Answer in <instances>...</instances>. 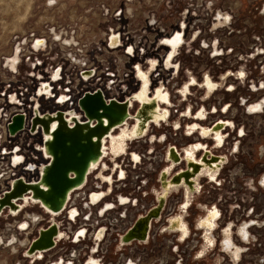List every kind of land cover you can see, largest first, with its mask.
Wrapping results in <instances>:
<instances>
[{"label":"built area","instance_id":"2783aa9c","mask_svg":"<svg viewBox=\"0 0 264 264\" xmlns=\"http://www.w3.org/2000/svg\"><path fill=\"white\" fill-rule=\"evenodd\" d=\"M143 85L162 98L161 118L127 139L120 157L100 153L59 210L30 197L23 208L17 198L12 229L23 243L2 250L3 264H233L221 244L226 230L240 250L235 264H264V5L250 16L216 0L39 5L0 48V195L43 181L50 128L99 126L81 107L86 96L133 102L127 122L135 126L133 96ZM98 145L108 150L110 138ZM102 163L108 181L96 176ZM213 209L207 245L198 221ZM7 213L2 206L6 231Z\"/></svg>","mask_w":264,"mask_h":264},{"label":"bare ground","instance_id":"6f19581e","mask_svg":"<svg viewBox=\"0 0 264 264\" xmlns=\"http://www.w3.org/2000/svg\"><path fill=\"white\" fill-rule=\"evenodd\" d=\"M222 18L224 20H222L224 23L226 21L225 17H228L227 14H222L221 15ZM14 59H12L10 62H13ZM162 98H160V96L158 95V93L155 94V96L152 98V96L147 95L146 93V89H145V85H143L142 89L140 90L139 93L135 94L133 96V100L137 101V108L138 110V115L136 116L137 119V123L135 126L130 127L128 125L127 119L129 116V107H133V102L127 100L125 103L123 104H117L115 102H112L110 104L108 103H103V105H101L98 101H96V104L99 108H101V117L99 118V127L97 129V131H92L95 128H90L89 126H85V127H81L79 125L76 124V126L74 127H69L66 125H57L55 127L50 128L47 131V136L52 137V141H53V135L57 132V131H63L66 134H72L73 131L77 130V133L80 134L82 136L86 135L85 138L83 139V141H85V143H93V144H98L99 142V138L103 139L104 137H109L110 138V147L103 151H98L97 153L98 155H100V153H102V155L105 157V155H109L110 158L113 160V157H120L123 152H124V145H125V141L127 139H132L137 138V136L143 137V135L145 134V132L143 131L144 127L149 124V120L151 119V121H154L155 123L158 121V119L161 118V116L158 114L157 111V102L158 100H160ZM137 110V109H136ZM97 128V127H96ZM116 129H118L116 131ZM92 135L93 137L90 139L89 136L87 135ZM96 138V139H93ZM93 139V140H92ZM51 141V142H52ZM101 141V140H100ZM98 149H99V145H98ZM51 154V153H50ZM51 156L53 157V155L51 154ZM135 157V158H134ZM131 158L132 160H137V154L136 153H132L131 154ZM172 161H176V157L174 155L171 156ZM96 160H91V164H88L87 168L90 167V165L92 167H94ZM90 163V162H89ZM190 167L189 170L192 168L191 171H189V173H191L192 175L194 174L195 170L197 169V166L195 163L193 162H189ZM215 167V166H214ZM213 167V168H214ZM98 172L96 173L97 178H100L101 180H107L108 178L104 175V172L107 171V166L105 163H102L100 168H97ZM91 169H86V172L91 173L90 172ZM46 174V170L43 174V178ZM119 176H122V173H119ZM187 177L184 179V182H186ZM43 180V179H42ZM9 189L11 190L10 192L6 193L3 197L0 195V208L2 206H8L9 207V211L10 213L6 214L4 217V221L5 220H9V223H6V227L9 229L7 231L9 232H13L15 234V231L12 229L13 225L17 226L16 224H18L15 220V218L18 215V211H19V207L20 205H18L17 202V198H21L24 200L23 202V208H27L28 205L30 204V201L28 200V197H30L32 200H38L40 202H42L44 204L43 198L44 196L47 194L48 191V187L44 184V182H40L38 184H25L22 182H18V183H14L12 184L11 187H9ZM25 192H31L32 195H28L25 196ZM44 206L51 210L50 207H48L46 204H44ZM53 210V209H52ZM36 216V217H35ZM213 218H209L207 217V220L204 221H198V225H204L206 226L205 229L209 228L208 225H212L211 220ZM29 220L30 223H32L33 225L35 224L36 220H37V214L32 213L29 216ZM13 221V222H12ZM29 224V223H28ZM30 225V224H29ZM25 224H22L20 226V228H25ZM6 230H0V254L2 253V250L6 247L11 248V246L9 244V242L6 241L7 238V232ZM17 235V234H15ZM14 237V236H13ZM204 239L208 244H211L209 235H207L206 233L204 234ZM13 241V239H11V242ZM23 242L20 241L18 244H22ZM43 246V244H42ZM15 251V250H14ZM3 260H1L0 258V264H3Z\"/></svg>","mask_w":264,"mask_h":264},{"label":"water","instance_id":"95a60500","mask_svg":"<svg viewBox=\"0 0 264 264\" xmlns=\"http://www.w3.org/2000/svg\"><path fill=\"white\" fill-rule=\"evenodd\" d=\"M96 101L103 105L99 94L86 96L81 101V107L87 116L99 119L101 117L99 113L101 108L97 106ZM19 124L20 118H17L12 128H15ZM98 127L92 131H97ZM77 131L78 129L69 135L63 131H57L53 135V141L49 146L50 153L53 157L52 163L46 170V174L43 178L44 184L48 187L47 194L44 196L43 200H45L44 204L53 210H59L61 208L66 192L74 184L81 182L89 162L91 160H96L98 157V144L85 143L83 139L86 135L82 136L81 133L78 134ZM87 136H89L90 139L93 137L91 134ZM69 172H73L76 178L69 179ZM146 222L145 220L138 224L136 232L139 233L140 237L144 236ZM136 232L131 234H135ZM43 243L46 245L48 244L46 238L38 244Z\"/></svg>","mask_w":264,"mask_h":264},{"label":"rangeland","instance_id":"374dc122","mask_svg":"<svg viewBox=\"0 0 264 264\" xmlns=\"http://www.w3.org/2000/svg\"><path fill=\"white\" fill-rule=\"evenodd\" d=\"M46 0H0V48L8 39L29 24L39 5ZM264 5V0H216V7L237 9L239 15L250 16ZM4 222L0 219V230ZM2 260V259H1Z\"/></svg>","mask_w":264,"mask_h":264},{"label":"flooded vegetation","instance_id":"af4514ba","mask_svg":"<svg viewBox=\"0 0 264 264\" xmlns=\"http://www.w3.org/2000/svg\"><path fill=\"white\" fill-rule=\"evenodd\" d=\"M228 18V17H227ZM227 20V19H226ZM212 214V213H211ZM209 215L208 216V219L209 218H214L215 215ZM36 217V216H35ZM213 225V224H212ZM30 226V225H29ZM209 228H207L205 230V233L207 235H209V238H210V241H211V244H212V239H211V236H210V228H211V225H208ZM8 234H7V238H6V241L9 242L8 246L12 245L11 248L12 250L14 251L16 248H15V245L18 244L21 239H20V236L19 235H15L12 231L9 232L7 231ZM204 233V234H205ZM229 231L226 230L225 233H224V236H223V240H222V246H223V250H225V252H227L233 262V264L236 263L237 259H238V256H239V253H240V250L237 248V247H234L233 244H231L228 236H229ZM238 234L240 235V237L243 239V240H246L247 238V233H246V230L245 229H241L238 231ZM14 236V237H13ZM11 239H13V241L11 242ZM1 241V240H0ZM4 262V261H3Z\"/></svg>","mask_w":264,"mask_h":264},{"label":"snow or ice","instance_id":"6c2138e0","mask_svg":"<svg viewBox=\"0 0 264 264\" xmlns=\"http://www.w3.org/2000/svg\"><path fill=\"white\" fill-rule=\"evenodd\" d=\"M225 19H227V17H225ZM129 51H131V49H129ZM154 63V62H153ZM163 139V138H161ZM196 147H200L199 145H197ZM135 158V157H134ZM262 183H264V181H262ZM217 213H215V209H213V212L211 215H216Z\"/></svg>","mask_w":264,"mask_h":264}]
</instances>
